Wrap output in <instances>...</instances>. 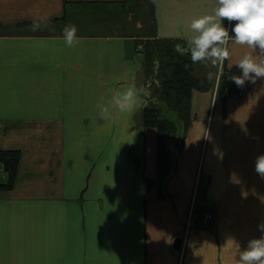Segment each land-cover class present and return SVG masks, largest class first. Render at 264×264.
<instances>
[{"label":"crops","instance_id":"crops-1","mask_svg":"<svg viewBox=\"0 0 264 264\" xmlns=\"http://www.w3.org/2000/svg\"><path fill=\"white\" fill-rule=\"evenodd\" d=\"M216 4L0 0V149L21 153L13 189L0 190V264H235L227 240L243 247L262 234L264 78L247 81L218 112L201 116L191 104L184 138L168 141L165 177L160 135L143 124L144 106L118 139L97 115L98 98L125 73L145 83L140 41L183 38L191 19ZM38 14L46 21L34 29ZM67 23L78 25L73 47L62 39ZM236 47L224 62L230 86ZM216 89L202 91L217 100ZM201 206L212 209L210 226L190 225Z\"/></svg>","mask_w":264,"mask_h":264},{"label":"clouds","instance_id":"clouds-1","mask_svg":"<svg viewBox=\"0 0 264 264\" xmlns=\"http://www.w3.org/2000/svg\"><path fill=\"white\" fill-rule=\"evenodd\" d=\"M42 21H46V17L38 14L33 28H39ZM190 28L191 33L183 37L186 45L177 43L175 49L181 54L190 53L192 64L204 62L223 67L226 60L236 55V46H242L240 54L230 63V67L236 65L239 68L231 79L242 87L247 81L264 78V0H217L212 12L191 19ZM62 31L67 46L80 43L77 24L67 23ZM155 64L158 70L159 60ZM213 76L214 73L209 72L207 78L211 80ZM151 85L152 79L138 84L134 75L125 73L116 86L100 95L96 102L98 119L103 127L116 131L114 138L118 139L124 131L132 128L131 117L152 96ZM256 168L264 174V153L257 157ZM258 227L262 234L251 237L246 246L242 247L234 237L227 240L233 245L235 264H264V220Z\"/></svg>","mask_w":264,"mask_h":264},{"label":"trees","instance_id":"trees-1","mask_svg":"<svg viewBox=\"0 0 264 264\" xmlns=\"http://www.w3.org/2000/svg\"><path fill=\"white\" fill-rule=\"evenodd\" d=\"M180 43L186 45L185 40L181 38H152L143 42V54L151 57L155 51L162 54L164 64L162 73L157 72L153 69L152 74L158 73L155 77L160 78L158 89L160 92V98L167 107L176 109L179 112V118H171L163 112L162 106L149 105L143 109L142 122L145 126L156 127L158 129L159 139V174L161 177H165L169 170H167V164L170 155V146L165 143L166 148L161 147L162 135L171 133L174 138L178 137L179 130L182 129L183 135L180 138H184L185 131L191 120V104L194 90H207L213 88L214 79L209 80L205 75V71L197 69L198 65L192 64L190 53H179L175 49V45ZM148 63V62H147ZM187 65V66H186ZM224 69V66H223ZM160 71V70H159ZM204 74L205 76H202ZM154 77V78H155ZM229 74L222 72L220 77V83H226L227 87L225 90L224 98H236L239 97L238 89L236 86L228 85ZM159 92V91H158ZM165 115V116H164ZM172 136V137H173ZM171 139V137H170ZM167 149V152H166ZM21 159L20 150L16 149H0V167H4L5 176L0 177V190H11L13 189L19 163ZM166 163V171H162V165ZM147 187L153 185L154 182L149 177L146 178ZM159 191L161 190L160 184L158 185ZM201 210L198 216L202 218L203 214L211 209L210 207L201 206Z\"/></svg>","mask_w":264,"mask_h":264},{"label":"rangeland","instance_id":"rangeland-1","mask_svg":"<svg viewBox=\"0 0 264 264\" xmlns=\"http://www.w3.org/2000/svg\"><path fill=\"white\" fill-rule=\"evenodd\" d=\"M148 3H150V2H148ZM150 6H151L150 8L152 10V8H153L152 4H150ZM181 40H184V39L181 38ZM141 43H143V41ZM142 59L145 61V67H144L145 68V82L147 80H149V79H152V85H151L152 96L150 98H147V103L144 105L143 109L146 107L147 104L162 106V110H163V112H166V115H168L169 117L174 118V119L179 118L180 114H179V112L176 109L174 110L173 108L167 107V105L161 101V98H160V92L161 91L158 89V85L160 83V78L157 79V77H155L156 75H158V73H156L154 75L152 74L153 69H155L159 73H162L161 69L163 68V64H164L163 60L164 59H162L161 52L159 51V53H157L155 51V53H153L150 58L147 55V53L145 55L143 54ZM156 60H159L158 70H157V66L155 64ZM196 65H198L197 69L199 71H200L201 68H202V70L205 71V75H208L209 72L214 73V76H213V79H214L213 89L215 87L217 88L215 93L217 94L218 98L216 100V98L211 96V93H205L202 90H201V98H198V94H200V91L194 90V94L197 97L194 98V95H193L192 106L194 105V107H195L196 104L198 106H201V116H205L206 115L209 107H211V110L212 109L214 110L216 108V112H218L220 110L221 103H223V99H224V101H227V99H228V98H224V96H222V95H224L225 91L222 94L220 93V89H221V85H222L220 83V77H221V73L223 72V67H218V66H215V65H211L210 63H204V62H197ZM223 66H224V64H223ZM224 68H225V66H224ZM216 74H218V78H217ZM201 75L205 76L204 74H201ZM217 80H218V83L215 84V82ZM143 109H142L141 114H140L141 115V120H142ZM182 135H183V131L181 129V130H179L178 137L181 138ZM172 136L173 135H171V133H167V134L161 136V138H162L161 147L162 148H166L165 147V143H167L166 145H168V141L170 140V137L174 138V136L173 137ZM176 144L177 143H175L174 146ZM166 152H167V149H166ZM162 171L163 172H167L166 171V163H163ZM204 175H207V174H203V176H201V195H202V192L205 191V188L202 187V181H203ZM201 209L202 208H197L194 211V214H193V209H192V211H190L191 214H190V218L189 219L190 220L192 219L193 222L196 221L198 223V221H199L198 220V216H199V213H200ZM192 220H191L190 225L192 224ZM194 224H195V222H194ZM209 226H210V224H209ZM205 227H207V226H205ZM186 238H187V233H186Z\"/></svg>","mask_w":264,"mask_h":264},{"label":"water","instance_id":"water-1","mask_svg":"<svg viewBox=\"0 0 264 264\" xmlns=\"http://www.w3.org/2000/svg\"><path fill=\"white\" fill-rule=\"evenodd\" d=\"M225 90V84H222L221 85V89H220V93L222 94ZM178 139H173V140H170V144L171 146H173V142H177ZM207 181H208V177L206 175H204L203 177V181H202V184L205 186L207 185ZM181 242H182V238L181 237H178L175 241V248L176 249H180L181 247Z\"/></svg>","mask_w":264,"mask_h":264},{"label":"built area","instance_id":"built-area-1","mask_svg":"<svg viewBox=\"0 0 264 264\" xmlns=\"http://www.w3.org/2000/svg\"><path fill=\"white\" fill-rule=\"evenodd\" d=\"M246 89H247V85L245 83L244 86H242V87L239 86V93H243V91L246 90ZM3 175H4V167L1 166L0 167V177L3 176ZM211 218H212V214L211 213H207L205 215V217H204V223H207L209 221V219H211Z\"/></svg>","mask_w":264,"mask_h":264}]
</instances>
